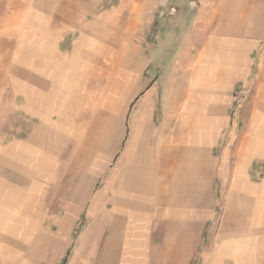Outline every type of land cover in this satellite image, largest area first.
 <instances>
[{"label":"rangeland","instance_id":"obj_1","mask_svg":"<svg viewBox=\"0 0 264 264\" xmlns=\"http://www.w3.org/2000/svg\"><path fill=\"white\" fill-rule=\"evenodd\" d=\"M20 2L26 35L16 36L14 18L0 23V264H8L9 246L18 248L22 243L25 224L34 225L40 215L51 222L53 215L74 211L72 238L77 242L97 193L107 186L108 194H118L121 180L130 182L143 171L150 173L153 132L163 121L162 86L183 95L197 65L198 59L191 56L203 45V38L194 37L188 24L197 0ZM13 4L14 0H0V19L14 12ZM46 15L52 27H63L64 47L71 54L61 65L42 66L48 82L43 85L44 96L35 95L34 113L26 85L28 33L32 27L40 35ZM235 47L239 71L233 74L230 69L225 83H203V116H223L218 126L203 124V198H209L203 203L204 243L227 237L221 227L231 226L237 216L227 206L238 203H223V196L232 190L237 158L247 162L249 142H254L257 155H264V73H259L264 71V44L256 50L248 44H213L219 56L212 60V69L225 63L230 68L232 59L227 55ZM148 88L156 91L154 111L147 109L149 115L154 113V122L149 120V134L139 136L133 116ZM205 136L210 138L207 143ZM129 143L133 149L124 155ZM30 145L37 149L35 154L28 153ZM223 155L229 170L225 168L221 177ZM214 160L217 165L211 166ZM27 178L46 181L42 188L36 187L42 189L44 202L32 197V217L25 200ZM101 206L105 209L110 203ZM35 208L42 211L34 212Z\"/></svg>","mask_w":264,"mask_h":264},{"label":"crops","instance_id":"obj_2","mask_svg":"<svg viewBox=\"0 0 264 264\" xmlns=\"http://www.w3.org/2000/svg\"><path fill=\"white\" fill-rule=\"evenodd\" d=\"M21 6L20 0H14L11 9L14 12L0 19L2 23L14 18L18 38L26 35ZM196 7L188 24L194 37L203 38V45L191 56L198 60L192 84L183 90L184 94L174 95L172 87L162 86L163 121L161 128L153 132L156 141L150 173L143 171L130 182L121 180L118 194H108L107 186L97 193L89 207V223L77 242L72 238L77 220L74 211L53 215L51 222H45L40 215L34 225L25 224L23 239L19 238L20 248L9 246L8 264H264V155L256 154L254 142L248 143L247 162L245 157L237 158L230 179L232 190L223 196V203H238L237 207L227 206L232 215H237L231 226L221 227L227 237L219 242H203V219L207 221L203 203L209 202V198H203V124L223 123L221 115L203 116V83H225L230 69L233 74L240 69L236 47L227 55L232 59L230 68L225 63L212 69V60L219 56L213 52V44H248L255 50L264 44V0H197ZM40 25V35L30 27L27 45L30 76L26 85L34 113L35 95L44 96L43 85L48 82L47 69L42 66L61 65L71 54L64 47L63 27H52L47 15ZM155 93L148 88L137 103L133 116L136 135L150 133L149 120L154 122V113L149 115L147 109L154 111ZM140 122L142 131L138 127ZM207 136L205 143L210 139ZM28 149L29 154L37 150L32 145ZM132 149L129 143L124 155ZM224 160L223 155L221 177L225 168L229 170L224 167ZM212 165L217 162L214 160ZM25 181V200L32 217L33 198L37 202L45 200L42 189L36 187L42 188L46 181L41 178ZM103 202H109L110 206L102 209ZM38 209L42 211L35 208L34 212Z\"/></svg>","mask_w":264,"mask_h":264},{"label":"built area","instance_id":"obj_3","mask_svg":"<svg viewBox=\"0 0 264 264\" xmlns=\"http://www.w3.org/2000/svg\"><path fill=\"white\" fill-rule=\"evenodd\" d=\"M171 10L174 11V8H172Z\"/></svg>","mask_w":264,"mask_h":264}]
</instances>
